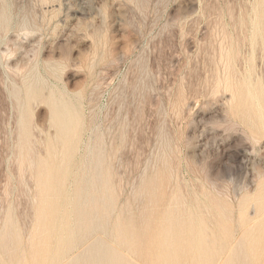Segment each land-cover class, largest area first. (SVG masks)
Here are the masks:
<instances>
[{"label":"rangeland","instance_id":"374dc122","mask_svg":"<svg viewBox=\"0 0 264 264\" xmlns=\"http://www.w3.org/2000/svg\"><path fill=\"white\" fill-rule=\"evenodd\" d=\"M260 235L264 0H0V264H264Z\"/></svg>","mask_w":264,"mask_h":264},{"label":"bare ground","instance_id":"6f19581e","mask_svg":"<svg viewBox=\"0 0 264 264\" xmlns=\"http://www.w3.org/2000/svg\"><path fill=\"white\" fill-rule=\"evenodd\" d=\"M238 54V53H237ZM218 67V66H217ZM218 84V83H217ZM225 87V86H224ZM228 89V88H227ZM218 90H219V88H218ZM225 91V90H224ZM219 95V94H218ZM217 96V95H216ZM217 97H219V96H217ZM227 98V97H226ZM217 99V98H216ZM185 101V100H184ZM234 101V100H233ZM218 105V104H217ZM60 109V108H59ZM247 119V118H246ZM255 121V120H254ZM63 129V128H62ZM263 130V129H262ZM74 139V138H73ZM26 141H27V139H26ZM27 142H29V141H27ZM26 143V142H25ZM30 144V143H29ZM26 145H28V144H26ZM249 152V151H248ZM250 153V152H249ZM247 154V153H246ZM249 156V155H248ZM54 157V156H53ZM33 163V162H32ZM45 174H46V172H45ZM46 177V176H45ZM163 199H165V198H163ZM168 200V199H167ZM161 201H163L162 199H161ZM160 205H161V203H160ZM183 210H184V207H183ZM185 211V210H184ZM185 214V213H184ZM50 220V219H49ZM139 220V219H138ZM183 221V220H182ZM153 222V221H152ZM159 223V222H158ZM208 224V223H207ZM172 229V228H171ZM171 229L169 228V230H168V232H171ZM48 231V230H47ZM148 231H149V229H148ZM53 234V233H52ZM54 235V234H53ZM29 238V237H28ZM186 238H184L183 240H185ZM253 241H255V242H257V243H259V242H263L264 241V236L263 235H260V236H258V238H256L255 240H253ZM39 243V242H38ZM39 247V246H38ZM39 249V248H38ZM36 250V249H35ZM34 252V251H33ZM45 254H47V253H45Z\"/></svg>","mask_w":264,"mask_h":264}]
</instances>
